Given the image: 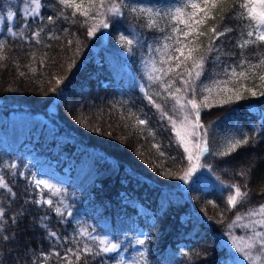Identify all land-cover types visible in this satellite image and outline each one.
<instances>
[{"label":"trees","instance_id":"1","mask_svg":"<svg viewBox=\"0 0 264 264\" xmlns=\"http://www.w3.org/2000/svg\"><path fill=\"white\" fill-rule=\"evenodd\" d=\"M235 2L238 4L240 0ZM46 3L44 30L41 42L36 43L28 37L32 31L39 30L38 22L23 21L18 11L24 7L20 0H0V9L11 6L17 12L11 23L6 12L0 10V20H4L0 40L6 42L2 52L6 59L0 60V175L16 193L10 200L8 194L0 192V206L8 217L23 220L18 227L10 221L6 223L15 239L0 242V260L4 264H32V261L41 264V256L48 254L50 258L44 264H65L51 253L58 251L65 255L67 249L75 250L86 244L93 255L82 254L80 264L85 261L116 264L120 261L119 251L137 256L139 264H229L233 257L223 239L231 231L229 225H233L237 215L245 216L249 209L264 204L261 195L264 192V96L243 92V98L238 101L203 110L202 122L211 125V149L225 150L230 141L244 137L250 138L249 144L227 157L206 154L203 159L213 171L186 183L178 178L187 168L183 149L177 146L168 121L161 118L144 94L147 91L171 114L174 102L165 99L167 93L162 85L149 81L148 76L153 74L149 69L151 58L157 68L161 67L160 53L154 49L173 43L165 40L171 34L173 22L156 17L164 31L150 30L144 18L134 19L129 15L125 23L109 28L107 36L101 28L89 37L83 17H73L72 10L62 8L58 0H46ZM84 3L87 6V0ZM126 3L166 13L182 7L187 0H126ZM245 11L225 5L216 13V20L205 26L222 24L233 29L221 38L226 46L220 61L214 62L216 54H209L201 78L205 83L228 79L224 69L239 64L242 50L237 42L243 43L246 32L252 30L247 19L238 18ZM49 15L56 17L55 23H47ZM64 16L69 19L65 20ZM229 16L233 18L228 19ZM22 21L29 24L25 38H12L7 29L20 33ZM133 29L141 41L134 43L129 52L126 40L119 37L127 34L131 38ZM197 43L206 48L208 38L200 37ZM262 54L264 45L244 50V56L252 63ZM32 68L36 69L35 73ZM20 72L25 75L21 76ZM57 79L61 80L59 85ZM242 83L257 92L261 90L258 79ZM39 117L46 118L51 128L46 125L40 128ZM137 118L147 123L140 126ZM38 131L41 145L52 149L50 155L54 161L66 167L65 154L76 158L72 180L63 194L70 205L81 209L77 218L66 213L64 217L57 216L54 208L59 202L55 196L51 208L33 203L50 195L48 190L40 191L33 186L34 171L26 156V143ZM65 137V144L58 140ZM152 143H158L166 156L174 159L160 157ZM77 149L82 150L75 156ZM88 163L96 176L85 181L78 172ZM11 165L16 167L13 169ZM240 171L248 173L247 179L238 175ZM221 181L241 186L247 183L250 202L230 208L227 196L233 193ZM134 199L136 205L132 206L130 200ZM137 204L150 214H142ZM21 206L25 209L23 217L17 215ZM45 216L47 219L42 220ZM49 231H55L61 240L49 237ZM81 232L96 239L80 236ZM141 232L146 233V240L140 245L144 251L138 253L133 250L139 245L136 241L141 239ZM102 234L109 243L119 245L118 252H99L102 245L97 235L103 239ZM64 240L74 242L64 243Z\"/></svg>","mask_w":264,"mask_h":264},{"label":"snow or ice","instance_id":"2","mask_svg":"<svg viewBox=\"0 0 264 264\" xmlns=\"http://www.w3.org/2000/svg\"><path fill=\"white\" fill-rule=\"evenodd\" d=\"M20 3L24 5L22 9H18L23 21L38 22L37 27L39 30L32 31L28 39L40 43L41 32L44 30L45 17L43 13L47 7L46 0H20ZM58 4L64 9H71L73 17L79 15L84 18L89 37H93L101 28L107 30L112 27H118L127 21L129 15L134 19L144 18L146 27L150 30L164 31L163 28H160L156 17L173 22L171 34L165 36L166 41H172L173 43H164L161 48L154 49V51L160 53L159 64L161 67L157 68L156 62L153 61V74L148 76L149 81L158 82L162 85L163 91L167 93L165 99H170L174 102L171 114L165 111L161 104L156 103L153 96L149 95L147 91L144 94L148 102L159 112L161 118L168 121L172 132L175 134L177 146L183 149V153L186 156L187 168L184 170L183 175L178 177L180 180L187 183L189 178L199 169H207L208 172H212L211 165L207 160L203 159L206 154L208 156L227 157L239 148L249 144L250 138L244 137L230 141L225 150L215 151L211 149L209 147L211 125L206 126L202 122V112L205 109L211 110V108L216 106L230 104L234 100L238 101L243 98V92H248L251 96H264V54L261 55L256 63H252L244 56V50L248 47L264 45V0H240L238 4L235 0H187V3L182 7L166 13L131 6L126 3V0H87V6H85L84 0H58ZM229 4L233 8L239 7L246 10L238 18L247 19L252 30L246 32L247 39H244L243 43L237 42V47L242 50V58L237 67L224 69V75L228 79L224 81L213 80L210 84L205 83L201 78L205 74L209 54L215 53L213 60L218 63L221 55L225 54L223 48L226 46L225 40L221 38L227 37L229 33L233 32L231 27L222 24H217L210 28L205 26L210 20L215 21L216 13ZM0 10L6 12L7 20H14L17 16V12L13 11L11 6ZM61 15L63 16V13ZM227 18L232 19L233 17L229 16ZM64 19L68 20L69 17L64 16ZM223 20L224 17H221V21ZM55 22L56 17L52 15L47 17L48 24ZM28 28L29 24L23 23V29L20 33L13 31L12 28H8L7 31L12 38L24 39L25 30ZM205 36L208 38V43L206 48H201L197 41L200 37ZM53 38L59 39V37L55 36ZM119 40H126L128 51L131 52L134 43H139L141 38L133 29L131 38L125 34L121 35ZM217 41H220V43L217 44ZM5 43V41L0 40V60L6 59L2 54ZM68 43L71 45L72 41L69 40ZM149 48L151 49V46ZM17 67H19L18 64ZM238 68L239 71L237 70ZM31 71L35 73L36 69L32 68ZM155 73H159V75H155ZM19 74L21 76L25 75L23 72ZM249 79H258L260 81L258 87L261 90L259 92L253 88L245 87L242 83V81ZM60 83L61 80L57 79L56 84L59 85ZM52 90L55 91L56 89ZM214 93L215 96L213 95ZM137 123L143 126L147 121L137 118ZM153 140H155L154 136ZM152 148L157 150L160 157L174 159L167 157L165 151L162 150L158 143H152ZM10 167L14 169L16 165H11ZM167 174L171 175V173ZM238 175L242 179H247L248 173L240 171ZM217 180H219V177H217ZM34 183L36 187L43 186L48 189L52 196H56L60 192V189L55 188L54 185L49 184L45 180L37 179ZM221 184L233 193L227 196V205L230 208L236 209L238 204L243 205L250 202L247 183L241 186L237 183L224 184L221 181ZM0 192L8 194L10 200L16 196V193L2 175H0ZM261 195H264V192ZM41 202L47 204L50 208L53 206L52 199L33 201L36 204ZM27 203L26 201L25 204ZM60 203L63 204V201ZM0 204H2V201H0ZM213 206L215 207V205ZM64 207L67 208V205H64ZM54 212L59 217L65 216V212L60 207H55ZM17 215L20 217L25 215L24 206H21V210ZM67 215L71 216V211L67 212ZM247 216L249 218H260L253 221L251 225L252 235L247 238L246 242L241 243L236 237H233V244L243 259L248 261L249 264H258V262L264 264V204H261L258 208L249 209ZM41 219L46 220L47 217L45 216ZM241 219H243V216L237 215L233 224ZM9 221L17 227L23 222L22 219L18 220L16 216L8 217L5 208L0 206V242L7 243L15 239V236L5 226ZM231 226L230 224L229 227ZM44 227H47V225H44ZM245 227H248V225H245ZM257 228L261 230L257 231ZM48 236L55 238L56 241L61 240L55 231H49ZM80 236L96 239V237H92L87 232H81ZM69 242L74 241L64 240V243ZM136 243L143 245L145 241L138 239ZM99 244L102 245L99 249L100 253H114L119 249L118 244L109 243L103 239L99 240ZM254 252L255 254H253ZM82 254L83 256H90L93 255V252L85 244L82 248H76L75 250L67 249L65 255H61L58 251L51 253L52 256L58 257L65 264H80ZM98 254L96 253V255ZM49 258L48 254L42 255L41 264H44ZM0 264H4V261L0 260ZM32 264H37V262L32 261ZM85 264H87L86 261ZM120 264H123V261H120Z\"/></svg>","mask_w":264,"mask_h":264},{"label":"rangeland","instance_id":"3","mask_svg":"<svg viewBox=\"0 0 264 264\" xmlns=\"http://www.w3.org/2000/svg\"><path fill=\"white\" fill-rule=\"evenodd\" d=\"M9 21L12 23V20H9ZM3 24H4V20H0V32L3 29V26H4ZM108 30L109 29L105 30L106 36L109 32ZM153 61L154 60L151 58V62H150L151 64L149 66V69H151V70H152V62ZM51 112H53V110H51ZM37 121H38V123H40V128H42L45 125L48 128H51L50 122H48V120L46 118L39 117V118H37ZM33 135H34L33 140L31 142L26 143V156L30 160L29 165L34 171L33 176H32L33 186H35V183H34L35 180L40 179V180H45L49 184L54 185L55 188L60 189L59 194L55 196V197H57L58 202H59L58 207H60L62 209V211H64L66 214H67V212L71 211L72 215L70 217H75V218L79 217V215H81V212H80L81 209H76L75 206L70 205V203L68 202V198H66V196L63 194V189L66 188V186L69 184L70 180H72V177H73L72 173L74 171L76 158L75 157H66L67 154H65L64 155V158H65L64 164L66 165V167H64L62 163H57V161H54L52 159V156L50 155V152L52 150L51 148H47L46 144H44L43 146L40 144L41 140L39 138V136H40L39 131L35 132V134H33ZM58 140L61 143L65 144L66 137L65 138H59ZM81 150L82 149H77L73 154H76L75 156H77V154H79V151H81ZM95 172L96 171L93 168V166H91V164L88 163L81 170L79 169L78 174L80 175L81 179L84 180L86 178L85 181H89V179H92V180L94 179V177L96 176ZM208 173L209 172L206 169H199L196 173L193 174L192 177L189 178V181H194V180H196V178L197 179L202 178V177L206 176ZM36 188H38L40 191L48 190V189L44 188L43 186L36 187ZM44 199H52L54 201L51 193L48 196L40 198L41 201H43ZM61 201H63V204L60 203ZM130 203L132 206L136 205L135 199L130 200ZM42 204H44V203H42ZM64 205H67V208H65ZM137 206H139L140 212L142 214H144L145 216L147 214H150V212L146 208H143L142 206H140L138 204H137ZM259 218L260 217L249 218L247 215L243 216V219H241L240 221H238L232 225L230 233H228L227 236H224V238H223L224 242L227 246H229L231 253H232V257H233V258L229 259V261H228L229 264H249L248 261L243 259L240 252L237 251L235 245L233 244V237H236L241 243L246 242L247 238L252 235L251 225H252L253 221L255 219H259ZM245 225H248V227H245ZM256 230L260 231L261 229L257 228ZM102 236L104 237L103 240L107 241L108 238L106 237V235L102 234ZM97 237L99 239H102L101 236L97 235ZM140 237H141V239H143L145 241L146 240L145 239L146 233L141 232ZM115 244H117V243H115ZM118 251H119V249H118ZM133 251L138 252V253H142L144 250L140 245H137ZM253 254H255V252ZM118 255H119L120 261H123V264H139L137 256L131 255L127 251H125V252L119 251ZM120 261L116 264H120ZM258 264H260V262H258Z\"/></svg>","mask_w":264,"mask_h":264},{"label":"bare ground","instance_id":"4","mask_svg":"<svg viewBox=\"0 0 264 264\" xmlns=\"http://www.w3.org/2000/svg\"><path fill=\"white\" fill-rule=\"evenodd\" d=\"M41 144V143H40ZM52 155V154H51ZM79 157V156H78ZM92 186V185H91Z\"/></svg>","mask_w":264,"mask_h":264}]
</instances>
